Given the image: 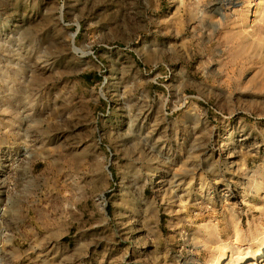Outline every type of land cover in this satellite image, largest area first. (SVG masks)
I'll return each mask as SVG.
<instances>
[{
	"label": "rangeland",
	"instance_id": "obj_1",
	"mask_svg": "<svg viewBox=\"0 0 264 264\" xmlns=\"http://www.w3.org/2000/svg\"><path fill=\"white\" fill-rule=\"evenodd\" d=\"M263 251L264 0H0V264Z\"/></svg>",
	"mask_w": 264,
	"mask_h": 264
},
{
	"label": "bare ground",
	"instance_id": "obj_2",
	"mask_svg": "<svg viewBox=\"0 0 264 264\" xmlns=\"http://www.w3.org/2000/svg\"><path fill=\"white\" fill-rule=\"evenodd\" d=\"M231 248H232V245L229 244L226 248V251H230ZM262 257H264V251L256 253V255L253 258L254 260H251V261L243 260V261H245V264H256L255 260L261 259ZM228 258H229V255L225 253L221 258L217 259L215 264H225Z\"/></svg>",
	"mask_w": 264,
	"mask_h": 264
}]
</instances>
